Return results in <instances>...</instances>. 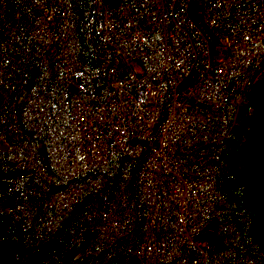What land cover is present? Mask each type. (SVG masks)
Returning a JSON list of instances; mask_svg holds the SVG:
<instances>
[{
	"label": "built area",
	"instance_id": "2783aa9c",
	"mask_svg": "<svg viewBox=\"0 0 264 264\" xmlns=\"http://www.w3.org/2000/svg\"><path fill=\"white\" fill-rule=\"evenodd\" d=\"M263 105L264 0H0V263L264 264Z\"/></svg>",
	"mask_w": 264,
	"mask_h": 264
},
{
	"label": "water",
	"instance_id": "95a60500",
	"mask_svg": "<svg viewBox=\"0 0 264 264\" xmlns=\"http://www.w3.org/2000/svg\"><path fill=\"white\" fill-rule=\"evenodd\" d=\"M264 127V105L252 120L249 128V138L247 142V156L245 160L247 181L243 190V197L249 210V230L248 235L251 240L264 251V236L260 231L258 219L256 217V203L260 192V178L258 170L260 166L254 158V147L262 134Z\"/></svg>",
	"mask_w": 264,
	"mask_h": 264
},
{
	"label": "crops",
	"instance_id": "0c3cea01",
	"mask_svg": "<svg viewBox=\"0 0 264 264\" xmlns=\"http://www.w3.org/2000/svg\"><path fill=\"white\" fill-rule=\"evenodd\" d=\"M264 132V127H263V130H262V133ZM262 135V134H261ZM261 137V136H260ZM263 137H264V133H263ZM258 148L259 150H263L264 151V144L261 142V138H259L258 140ZM260 187H261V190L259 192V195H260V198H258V201H262V203L264 204V196L262 198V194L264 195V172L262 173V175L260 176ZM260 208H261V205L260 207L258 208V213L260 212ZM258 224H259V228H260V231H261V227H263L264 229V215L260 212L259 215H258ZM262 233V231H261ZM263 234V233H262ZM264 236V234H263ZM1 264V263H0Z\"/></svg>",
	"mask_w": 264,
	"mask_h": 264
},
{
	"label": "rangeland",
	"instance_id": "374dc122",
	"mask_svg": "<svg viewBox=\"0 0 264 264\" xmlns=\"http://www.w3.org/2000/svg\"><path fill=\"white\" fill-rule=\"evenodd\" d=\"M254 117V116H253ZM264 133V132H263ZM263 133H262V135H261V142L264 144V137H263ZM258 155H260V157H258V158H260V168H259V171H260V173H263L264 172V151L263 150H261L260 151V154H258ZM260 189H261V187H260ZM264 202V201H263ZM260 205H261V208H260V212L264 215V204L262 203V201H260ZM259 212V213H260ZM259 213H258V215H259ZM261 231H262V233L264 234V229H263V227H261ZM2 258V256H1V254H0V259Z\"/></svg>",
	"mask_w": 264,
	"mask_h": 264
},
{
	"label": "trees",
	"instance_id": "16d2710c",
	"mask_svg": "<svg viewBox=\"0 0 264 264\" xmlns=\"http://www.w3.org/2000/svg\"><path fill=\"white\" fill-rule=\"evenodd\" d=\"M260 138V137H259ZM259 140V139H258ZM258 140H257V142H256V144H255V147H254V158L257 160V163L259 164L258 166H260V158H258V157H260V155H258V154H260V150H259V148H258ZM258 173H259V178H260V176L262 175V173H260V171L258 170ZM263 194H262V198H263ZM258 198H260V195H259V193H258ZM256 203V217H257V219H258V208L260 207V202L258 201V199H257V202H255Z\"/></svg>",
	"mask_w": 264,
	"mask_h": 264
}]
</instances>
